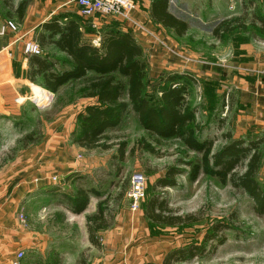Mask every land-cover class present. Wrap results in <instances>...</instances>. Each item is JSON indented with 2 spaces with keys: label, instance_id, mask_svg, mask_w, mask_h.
I'll list each match as a JSON object with an SVG mask.
<instances>
[{
  "label": "rangeland",
  "instance_id": "374dc122",
  "mask_svg": "<svg viewBox=\"0 0 264 264\" xmlns=\"http://www.w3.org/2000/svg\"><path fill=\"white\" fill-rule=\"evenodd\" d=\"M234 2L236 6L228 7L229 12L233 9L234 15L224 18L223 13L215 14L214 0H170L171 11L189 22L190 29L182 37L166 32L167 42L161 43L164 47L152 44L146 57L147 97L158 104L166 77L179 74V82L189 88V106L196 110V122L203 129L201 139H216L214 151L225 145L223 134L232 129L231 107L227 108V104L231 106L233 94L226 80L230 77L231 45L253 38L254 34L264 36L263 27L252 22L254 3L251 0ZM245 7L247 16L242 19ZM233 18L242 19L245 28H237L222 37L213 34L219 22ZM85 31L91 32L87 28ZM94 78L95 74L90 73L84 80L72 81L51 97L34 86L26 100L19 97L14 104L0 101V200L24 181L22 188L30 189L32 198L38 199L43 193L38 179L44 172V157L54 158L56 150L62 152L64 143L69 146L71 141L73 143L72 133L80 131L77 115L91 103L86 93L88 83ZM37 96L45 97L46 104L38 105ZM222 121H225L223 127L220 126ZM66 125H70V137ZM141 140L143 145L155 146V154L146 151ZM53 141L60 143L56 150L49 147L55 144ZM102 142L111 144V148H75L73 153L79 159L80 168L70 177L68 193L73 197L79 188L100 185L103 197L114 209V223L119 222L106 234L107 250L113 263L124 260L120 256H128L137 264V255L131 251L152 243L161 251L190 245L200 248L194 257L188 255L186 260L175 264H264V215L255 212V202L249 195L228 183L204 173L191 180L188 166L180 161H190L197 155L178 138L156 142L140 126L137 115L129 110L116 126L107 129ZM123 147L125 153L121 158ZM178 165L185 172L177 176V186L153 191V184L164 176L167 168ZM135 175L145 178L144 195L137 201L130 197L131 179ZM259 180L264 183L263 174H259ZM121 192L123 196L118 199ZM153 194L167 199L169 207L178 214L198 215L201 220L172 226L150 221L144 217V208ZM216 223L226 228L208 241L206 236L213 233Z\"/></svg>",
  "mask_w": 264,
  "mask_h": 264
},
{
  "label": "trees",
  "instance_id": "16d2710c",
  "mask_svg": "<svg viewBox=\"0 0 264 264\" xmlns=\"http://www.w3.org/2000/svg\"><path fill=\"white\" fill-rule=\"evenodd\" d=\"M4 2L7 6L11 5V0ZM27 4L28 1H22L14 10L20 21ZM151 16L155 22L173 30L177 36H185L190 29L189 22L171 11L170 0H152ZM246 16L247 7L244 8L242 19ZM256 17L254 14L252 22H255ZM242 19L222 20L213 29V34L222 37L237 28L244 29ZM36 41L41 52L28 57L26 76L30 82L39 83L56 94L72 81L87 78L89 71L95 74V78L87 85L86 93V96L95 102L86 105L77 115L80 131L72 133L73 143L86 149L111 148V144L102 142L104 134L108 128L119 123L124 113L132 110L137 115L140 126L156 142L178 138L183 146L197 155L190 161H180V164L188 166L191 180H196L204 173L221 183H228L233 189L249 195L255 202V212L264 215V183L259 180L264 134L256 139L237 138L228 130L223 134L225 145L214 151L216 139H201L203 129L196 122V110L189 106V88L179 82V74L166 77V86L161 90L158 104L152 103L147 97V62L143 49L133 34L115 30L104 31L100 44L95 45L84 39L76 20L64 21L54 16L42 24L36 33ZM52 48L65 56H59ZM224 122L222 121L221 127ZM140 143L146 151L155 154V146L151 143L143 145V140ZM124 153L123 147L120 150L121 158H124ZM184 172L179 165L167 168L164 176L153 184L152 190L177 186V176ZM90 193L98 192L94 189L79 188L75 196H70V207L75 213L86 210ZM122 196L123 192L119 194L118 199ZM113 210L108 199L103 197L99 200L96 211L87 216L86 227L90 243L94 247H101L98 232L113 226ZM144 217L156 224L169 226L194 223L202 218L193 214H178L169 207L167 199L157 194L148 199ZM225 228L223 224H214L213 233L206 236L207 240H213L216 234ZM199 249L195 245L172 249L164 255L160 264L184 261L188 255L194 257ZM88 250L81 252L76 264H86Z\"/></svg>",
  "mask_w": 264,
  "mask_h": 264
},
{
  "label": "crops",
  "instance_id": "0c3cea01",
  "mask_svg": "<svg viewBox=\"0 0 264 264\" xmlns=\"http://www.w3.org/2000/svg\"><path fill=\"white\" fill-rule=\"evenodd\" d=\"M4 1L6 0H0V101L7 104H14L19 97L25 100L30 98L29 93L34 86L54 96L55 93L42 88L39 83L36 85L30 82L26 76L28 57L31 55L26 52V46L31 42L39 44L36 41L37 31L41 29L44 22L54 16L64 21L76 20L84 34V39L95 45L100 44L104 31L129 32L142 47L145 60L148 56L147 52L150 54L152 44L163 48L164 46L158 40L167 42L164 36L166 32L174 33L173 30L163 27L152 18V0H134L136 8L132 13V21L99 15L84 17L80 14L79 7L74 0H11L9 6ZM22 1H28V4L22 21H20L14 10ZM234 1L214 0L215 14L223 13L224 18L232 17L233 9L229 12L228 7L232 4L236 6ZM251 1L254 3L252 11L257 16L254 23L263 27L261 32L264 34V0ZM238 2L241 3V0ZM8 20L16 23L17 30L6 28L4 34H1ZM134 22L150 28L156 39L136 32ZM93 23L97 27H93ZM86 28L91 32H86ZM98 38L99 41L96 42ZM52 49L59 53V56H65L55 48ZM231 54L232 57L228 63L230 77L226 78L227 85L230 86L233 94L231 95V106L225 96H222L228 103L227 108L231 107V131L237 138L256 139L264 134V36L257 37L254 34L253 38L236 42V45L233 43ZM90 73L93 72L89 71L88 75ZM90 101L95 102L92 98ZM66 126L70 137V125ZM53 142L55 144H48L49 147L58 149L59 141ZM67 146L70 150L66 149ZM62 148V152L56 150L54 158H49L51 155L44 157L46 158L44 159V172L38 179L43 193L38 196V199L32 198L30 189L26 191L22 188L26 182L24 181L22 185L7 191L0 200V264H13L19 251L25 252L19 264H76L81 252L86 249H89L86 264H134L132 258L129 259L128 256L124 258L120 256L124 260H118L117 263L111 261V253L107 250L109 243L106 240L109 229L98 232L99 237L102 236L100 237V248L90 243L86 227L87 216L96 211L103 193L99 189L100 185L86 188V190L94 189L100 195L90 193L89 204L82 213H75L71 209L69 202L71 199L68 193L71 184L70 177L80 168L79 159L75 157L73 151L76 150L75 148L84 149V147L71 141L70 146L64 143ZM259 174L264 175V152ZM54 177L57 183L54 182ZM53 187L55 191H52ZM20 214L25 215L27 222L20 221L18 218ZM117 223L119 222L116 221L114 225L117 226ZM153 245L146 243L145 246L141 245L137 250L131 251L137 255V264L147 262L160 264L169 250L162 249L161 251Z\"/></svg>",
  "mask_w": 264,
  "mask_h": 264
},
{
  "label": "built area",
  "instance_id": "2783aa9c",
  "mask_svg": "<svg viewBox=\"0 0 264 264\" xmlns=\"http://www.w3.org/2000/svg\"><path fill=\"white\" fill-rule=\"evenodd\" d=\"M74 2L79 7V12L84 17H94L99 15L101 17H120L123 20H131L132 21V13L136 8V3L134 0H74ZM93 27H97L94 23ZM6 28H10L12 30H17V25L14 21L8 20L6 25L1 30V34H4ZM134 28L136 32H141L142 34L148 35L156 39L153 31L148 28L146 25L134 22ZM99 41V38L96 39V42ZM162 44L164 41L158 40ZM26 52L29 54H40L41 50L37 43L31 42L26 46ZM49 97H51L49 95ZM36 102L40 105V102L46 104V99L43 96H37ZM48 102V101H47ZM56 179V178H54ZM145 191V178L143 175H135L131 179V189H130V197L137 201L143 197ZM20 221L26 222L25 215H20ZM25 256L24 251H19L17 253V259L13 264H19V261L23 259Z\"/></svg>",
  "mask_w": 264,
  "mask_h": 264
}]
</instances>
